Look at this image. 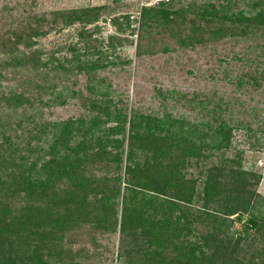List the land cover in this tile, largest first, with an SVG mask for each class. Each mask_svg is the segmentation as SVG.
I'll use <instances>...</instances> for the list:
<instances>
[{
  "label": "trees",
  "instance_id": "1",
  "mask_svg": "<svg viewBox=\"0 0 264 264\" xmlns=\"http://www.w3.org/2000/svg\"><path fill=\"white\" fill-rule=\"evenodd\" d=\"M43 1L6 0L0 5V264H60L68 254L62 243L75 226L88 222L92 203L106 230L119 226L124 264H264V247L256 257L238 254L251 231L257 234L253 243L258 235L264 240V209L251 181L253 177L258 182L261 175L244 169V150L233 159L207 164L215 151L239 146L237 132H246L251 150L264 146V105L241 110L235 106L238 101L231 102V115L223 116L228 105L220 100L213 103L212 118L193 122L170 114L129 115L117 104L106 106L104 120L98 115L81 123L44 120V107L62 106L66 100L57 101V91L52 98L57 86L41 83L37 74L42 70L48 78L52 72L67 73L73 62L68 55L56 58L53 51L45 56L37 47L40 40L76 24L82 30L95 25L109 7L39 11ZM173 6L174 0H161L157 6L142 7V26L185 21L184 14L196 5L171 11ZM206 16L211 17L208 26L217 20L216 40L228 32L248 37L260 33L264 38V0L210 3L198 13ZM130 18L125 13L112 16L111 22L120 32L131 26ZM102 67L100 58L79 59L76 65L81 74L95 75L93 71ZM263 78L247 73L236 86L241 89L247 83L256 91ZM93 103L101 106L104 101ZM209 104L208 97L201 101L204 107ZM111 122L114 125L104 128ZM96 159L114 164L112 175L87 172L88 163ZM202 160V190L197 191L198 179L188 178L186 169ZM198 194L205 206L198 208L195 218L203 229L214 230L208 236L185 210ZM233 224L237 237H231L230 254L224 239L216 242V230L227 232ZM164 245L173 248L178 259H159ZM218 255L220 261L229 257L220 263Z\"/></svg>",
  "mask_w": 264,
  "mask_h": 264
},
{
  "label": "rangeland",
  "instance_id": "2",
  "mask_svg": "<svg viewBox=\"0 0 264 264\" xmlns=\"http://www.w3.org/2000/svg\"><path fill=\"white\" fill-rule=\"evenodd\" d=\"M160 1L120 0L117 3L115 0H45L40 3L39 11L77 9L91 5L109 7L105 11L106 15L102 16L95 25L82 30V25L76 24L64 32L52 33L40 40L37 47L45 52V56L53 51L56 58L68 55L67 57L73 62L71 70L67 73L52 72L50 77L47 76L48 78L42 70L37 74L41 83L57 86L56 94L52 98L61 93L57 101L64 98L66 100L65 105L62 106L44 107L42 111L44 120L55 123L80 120L81 123L89 121L96 115L104 120L106 106L113 107L117 104L120 108H126L129 115L133 111L153 116L170 114L174 117H187L193 122L212 118L213 103L220 100L228 105L224 107L223 116L231 115V102L238 101L235 106L241 110L249 109L250 106L264 105V84L256 91L247 83L241 89L236 86L237 79L241 75L253 73L264 76V38L261 34L250 37L231 36L228 32L223 38L214 39L217 20L208 26L211 17H198V13L208 4L218 5L222 0H174V8L171 11H177L191 4L196 5L184 14L185 21L180 20L168 25L160 23L142 26L141 8L157 6ZM4 2L6 0H0V5ZM125 13L131 17V26L118 32L117 27L111 22L112 16ZM191 40L192 44L188 42ZM186 42L190 44L184 45ZM69 48L72 51L68 54ZM98 58L101 59V65L104 67L93 71L95 75L92 72H90L92 74H81L77 71L76 65L79 59L92 61ZM63 86H67V89ZM90 86L94 87L92 91L88 89ZM94 90L99 92L95 94ZM100 92L105 94L102 96ZM206 97L210 99L211 104L204 107L201 101ZM45 98L48 99L49 96ZM94 99L102 100L104 103L101 106L94 104ZM112 125L113 122L104 128ZM126 133H128V125ZM245 135L246 132H237L236 140L240 143L239 146L223 152L215 151V155L207 160V164H219L222 158L233 159L238 151H246L242 157V164L244 169L261 175L258 182L253 177L251 181L254 183V191L261 196L259 207L264 209L262 200L264 199V146L251 150L250 144L245 141ZM52 136L48 134L47 137ZM116 137H123V133L117 134ZM43 139L45 141V138ZM76 140L81 141L82 137H77ZM96 160L97 162L88 163L90 165L87 172L94 171L98 177L112 175L115 170L114 164L105 163L103 159L100 162ZM204 165L202 160L199 163L194 162L186 169L189 173L188 178L198 179L197 191L202 190L200 179ZM204 206L205 200L198 194L193 206L185 210L192 212H188L190 218L195 221L200 231L206 229L208 236L214 230L207 227L203 229L195 218L200 215L198 208ZM100 218L99 211L92 203L87 212L88 222L75 226L68 233V241L62 243L67 249L64 253L68 254L64 255L60 264H124V258L121 257L119 226L115 231L106 230L105 225L100 223ZM236 229V225L233 224L227 232L216 230L218 233L216 242L224 239L230 254L231 237L236 239ZM250 233V239L244 238L238 247L240 256L256 257L264 247V240L259 235L258 239L252 242L257 237L256 231ZM214 249V246H210L209 251ZM172 250L173 248L164 245L159 250L162 253L159 259L165 258L169 261L178 259ZM219 256L217 261L220 263L229 257L221 258L220 261ZM230 259L231 256L229 262Z\"/></svg>",
  "mask_w": 264,
  "mask_h": 264
}]
</instances>
